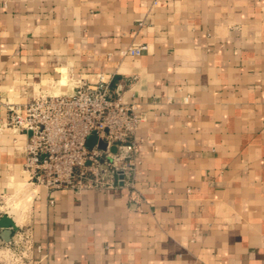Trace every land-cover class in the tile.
Returning a JSON list of instances; mask_svg holds the SVG:
<instances>
[{
    "label": "crops",
    "instance_id": "crops-1",
    "mask_svg": "<svg viewBox=\"0 0 264 264\" xmlns=\"http://www.w3.org/2000/svg\"><path fill=\"white\" fill-rule=\"evenodd\" d=\"M97 73L142 117L135 188L32 189L9 106ZM21 194L19 264H264V0H0L1 216Z\"/></svg>",
    "mask_w": 264,
    "mask_h": 264
},
{
    "label": "built area",
    "instance_id": "built-area-1",
    "mask_svg": "<svg viewBox=\"0 0 264 264\" xmlns=\"http://www.w3.org/2000/svg\"><path fill=\"white\" fill-rule=\"evenodd\" d=\"M147 50V44H139L126 53L139 56ZM137 109V103L127 101L104 73L83 81L69 95L35 96L23 108L10 105L9 125L27 136L24 170L28 182L49 194L58 189L77 194L87 189L105 191L120 184L134 189L140 162L136 133L142 121ZM92 135L97 142L89 147ZM99 141L107 147L100 148ZM31 238L30 229L20 227L6 243L14 246L9 248L12 264L28 257Z\"/></svg>",
    "mask_w": 264,
    "mask_h": 264
},
{
    "label": "water",
    "instance_id": "water-1",
    "mask_svg": "<svg viewBox=\"0 0 264 264\" xmlns=\"http://www.w3.org/2000/svg\"><path fill=\"white\" fill-rule=\"evenodd\" d=\"M97 142V136L92 135L88 138L87 145L92 147ZM99 147L105 149L107 143L104 141H99ZM112 150L115 152L117 150L116 146L112 147ZM104 173H107L108 169L106 167L102 168ZM15 221L9 214H3L0 218V227L3 228V231L0 233V237L3 241L9 242L11 240L12 229L15 228Z\"/></svg>",
    "mask_w": 264,
    "mask_h": 264
},
{
    "label": "rangeland",
    "instance_id": "rangeland-1",
    "mask_svg": "<svg viewBox=\"0 0 264 264\" xmlns=\"http://www.w3.org/2000/svg\"><path fill=\"white\" fill-rule=\"evenodd\" d=\"M32 186V189L34 188V187H36V186H34V185H31ZM22 196H23V194H21V195H19L18 197H17V199L16 200H20L21 198H22ZM31 196V195H30ZM29 197V196H28ZM27 198V197H26ZM25 198V199H26ZM25 199H22V200H20V201H18V202H11V203H9V204H6V198H3V214H5V213H7V211H11V212H16V214H18V212H20L21 210L20 209H16V210H13V207L14 206H16V205H18V204H21ZM8 200V199H7ZM0 205H1V203H0ZM6 205L8 206V208H6ZM14 212V213H15ZM12 214V213H11ZM23 219V216H21V218H19V222L20 221H23L22 220ZM20 227L22 226H24V228H25V225L23 224V222H20ZM24 241V240H23ZM20 246H22V244H19ZM13 245L12 244H2V245H0V258L1 259H4V260H6V259H8V260H11V258L13 257V254H12V252H11V249H9V248H12L13 249Z\"/></svg>",
    "mask_w": 264,
    "mask_h": 264
},
{
    "label": "bare ground",
    "instance_id": "bare-ground-1",
    "mask_svg": "<svg viewBox=\"0 0 264 264\" xmlns=\"http://www.w3.org/2000/svg\"><path fill=\"white\" fill-rule=\"evenodd\" d=\"M31 197L32 196L27 197L21 204H18V205L13 207V210H16V209H20L21 210L19 215L18 214L14 215L15 211L14 212L10 211V213H12L11 215L14 217L15 221H18V219L21 217V215H24L27 212L28 207H29V205L31 203Z\"/></svg>",
    "mask_w": 264,
    "mask_h": 264
}]
</instances>
